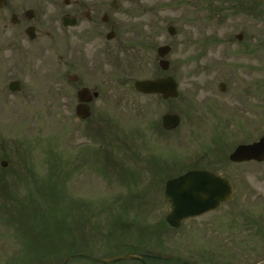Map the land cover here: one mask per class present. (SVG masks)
Returning <instances> with one entry per match:
<instances>
[{
    "label": "flooded vegetation",
    "instance_id": "1",
    "mask_svg": "<svg viewBox=\"0 0 264 264\" xmlns=\"http://www.w3.org/2000/svg\"><path fill=\"white\" fill-rule=\"evenodd\" d=\"M85 1L48 3L57 17L45 14L46 9L39 14L19 9L11 0L0 8L4 94L18 95L16 107L34 113L33 98L53 92L54 77L63 79L67 118L88 140L80 152L66 154V171L112 177L121 189L96 200L70 201L83 224L81 233L64 239L66 251L101 259L93 264L263 262L264 218L212 216L231 201L172 225L165 197L168 184L185 175L203 171L229 177L227 167L258 164L229 160L238 145L256 140L244 137L233 143L229 133L234 126L263 125L262 31L243 25L209 39H193L177 29L171 36L162 5L141 9L139 0ZM168 76L176 82L175 97L133 88L135 80ZM144 99V108L155 103L160 110L144 122L130 120L127 113L135 109L140 116ZM165 115H177L178 125L166 129ZM12 151L0 152L2 177L29 172L27 154ZM30 165L35 176L38 167ZM49 250L54 258L55 247ZM123 255L130 259L109 262ZM251 256L255 260L249 261Z\"/></svg>",
    "mask_w": 264,
    "mask_h": 264
},
{
    "label": "rangeland",
    "instance_id": "2",
    "mask_svg": "<svg viewBox=\"0 0 264 264\" xmlns=\"http://www.w3.org/2000/svg\"><path fill=\"white\" fill-rule=\"evenodd\" d=\"M11 2L18 4L19 9H32L35 14L46 9L48 11L45 14L57 17L56 8H51L48 3H61L62 0H53L52 2L50 0H11ZM85 2L90 3L92 1L87 0ZM139 3L141 9L145 6H164L161 15L166 19L167 24L173 25L177 30L184 32V35H190L193 39H209L214 34L229 35L230 32L239 30L243 25H254L263 33L264 62V0H241L240 3L237 0H139ZM55 63L56 65L59 64L57 61ZM135 65L137 66L136 63ZM62 80H57V77H54L50 83L51 86L54 85V90L51 88L53 92L47 94L39 92L38 96L33 98L34 100L30 104L35 106L34 113L27 108H17V104H20L17 102L18 95L6 96L0 87V115H2L0 117V150L8 153L10 143H13L12 146L20 143V147H27L29 169H31L30 164L33 163L36 164V168L38 167V174L28 177L30 178V181L28 179L29 185L33 187L29 188L31 195L28 189L25 190L16 184H12L10 176L3 178V186L0 187L2 199L0 198V200L9 204H5L6 206L0 209V264H29L32 261L37 264L38 259L34 258V250L46 257H51L52 254L49 253L51 243L59 244L58 242L65 238V233L66 235L79 233L68 227L66 218L64 224H57L60 221L55 218L59 219V217L55 216L54 218L53 215L48 214L51 210L48 208L53 207L56 203L57 206L66 204L67 198L78 201L82 199L96 200L98 196L116 194L121 190L116 188L117 183L112 177L106 179L86 170L82 173H73L68 181L62 180L64 186L61 190L59 187L53 188L57 194L63 193L62 197L57 196L55 198L51 194V190H44L47 203L43 204L40 203L38 194L36 196L34 193L36 187L33 185H36V179L41 180V185H46L47 169L45 168L47 167H43L42 164V167L39 168L38 166L46 157V153L53 156L51 159L56 157L57 160L58 158L65 160L67 153L75 154L78 152V147L80 148L84 142H88V140L81 139L77 127L70 124L67 118L66 96ZM140 104L143 106V111L139 113L140 116H136L137 111L132 109L131 114L127 113L130 120L140 119L144 122L148 116L151 118L155 116L156 111L160 110V105L157 104L158 106H156L155 103L150 105V110L144 108L148 104L146 99L140 100ZM152 113L153 116H151ZM159 116L154 117V119ZM130 125L127 123V126ZM230 130L229 136L233 143L244 137L255 140L264 134V69L262 127L253 126L239 130L234 126ZM120 131L124 132L123 129ZM119 152L122 154L124 150ZM32 158L35 159L32 160ZM60 167V163H57V169L52 173L54 177L51 181H55L54 183L60 179L59 175L63 174V167L62 169ZM227 168L234 186L235 198L232 203L222 207L212 216L232 219L248 217L252 221L259 220L260 222L261 218H264V162ZM32 177L35 179V183L31 181ZM63 190L65 191L63 192ZM16 201H31L33 207L31 205L20 206V204L17 206ZM55 211L57 214L59 213V211ZM43 227L45 230H42ZM236 242H239V236ZM64 245V243H60L56 247L58 248L55 254L57 264L62 263L63 252L66 250ZM92 257L97 258V256ZM250 260H255V257L252 258L251 256ZM90 263L93 262L79 258L67 264Z\"/></svg>",
    "mask_w": 264,
    "mask_h": 264
},
{
    "label": "water",
    "instance_id": "3",
    "mask_svg": "<svg viewBox=\"0 0 264 264\" xmlns=\"http://www.w3.org/2000/svg\"><path fill=\"white\" fill-rule=\"evenodd\" d=\"M1 3L2 0L0 5ZM169 32L173 33V29L169 28ZM133 85L136 90L143 93H159L164 97L176 95V84L170 77L154 81H135ZM178 121L175 115H167L162 119L167 129L174 128ZM229 159L233 162L264 161V135L252 144L238 146ZM166 195L171 205L168 221L175 225L174 223L182 218L202 215L216 209L221 203L232 200V187L226 178L206 172H196L171 181ZM127 258L130 257H116L111 261Z\"/></svg>",
    "mask_w": 264,
    "mask_h": 264
},
{
    "label": "trees",
    "instance_id": "4",
    "mask_svg": "<svg viewBox=\"0 0 264 264\" xmlns=\"http://www.w3.org/2000/svg\"><path fill=\"white\" fill-rule=\"evenodd\" d=\"M41 199H43V198H41Z\"/></svg>",
    "mask_w": 264,
    "mask_h": 264
}]
</instances>
